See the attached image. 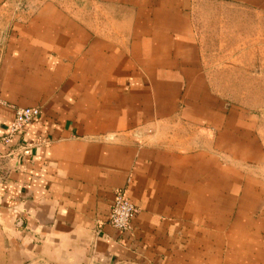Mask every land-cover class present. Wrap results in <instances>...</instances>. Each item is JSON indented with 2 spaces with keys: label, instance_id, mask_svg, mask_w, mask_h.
Wrapping results in <instances>:
<instances>
[{
  "label": "crops",
  "instance_id": "1",
  "mask_svg": "<svg viewBox=\"0 0 264 264\" xmlns=\"http://www.w3.org/2000/svg\"><path fill=\"white\" fill-rule=\"evenodd\" d=\"M19 1L0 0V132L41 113L0 143V264H264V36L201 17L262 21L264 0Z\"/></svg>",
  "mask_w": 264,
  "mask_h": 264
},
{
  "label": "built area",
  "instance_id": "2",
  "mask_svg": "<svg viewBox=\"0 0 264 264\" xmlns=\"http://www.w3.org/2000/svg\"><path fill=\"white\" fill-rule=\"evenodd\" d=\"M40 113L41 109L38 106L14 108V116L7 132L4 134L0 132V143L9 144L13 137L22 133L25 126L38 118ZM137 211V206L125 195L124 191L117 190L106 223L119 233L126 234L132 229V220Z\"/></svg>",
  "mask_w": 264,
  "mask_h": 264
},
{
  "label": "rangeland",
  "instance_id": "3",
  "mask_svg": "<svg viewBox=\"0 0 264 264\" xmlns=\"http://www.w3.org/2000/svg\"><path fill=\"white\" fill-rule=\"evenodd\" d=\"M19 2L23 3L24 0H21ZM202 15L203 16H201V17L203 18V24H206L208 22L209 18L211 20V24H218L216 19L220 18V20H221V17H223V16L226 17V20L229 21V24H232L234 21H240V20L242 22L241 24H244L245 20L250 18L251 19L250 20L251 24H258L257 30L259 32H261L263 34V36H264V19L262 21H260L258 18H255L252 15L250 16L249 14L238 13V12H236V13H234V12H232V13L226 12V13L209 14V15L202 14ZM213 19H215V21H213ZM211 32H213V30H211ZM213 38H212L213 43H216L217 40L213 39ZM214 46L217 47L216 44H214ZM247 95L250 96V100L249 101L251 102L252 106L256 107L254 110H256L257 113L264 115V91H260L258 93H253V94H247Z\"/></svg>",
  "mask_w": 264,
  "mask_h": 264
}]
</instances>
